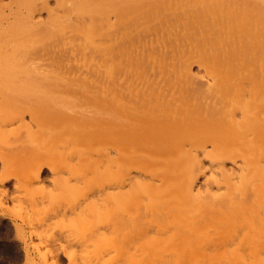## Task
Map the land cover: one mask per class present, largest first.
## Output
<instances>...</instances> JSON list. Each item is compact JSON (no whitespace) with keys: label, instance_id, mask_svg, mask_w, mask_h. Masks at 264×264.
I'll use <instances>...</instances> for the list:
<instances>
[{"label":"rangeland","instance_id":"rangeland-1","mask_svg":"<svg viewBox=\"0 0 264 264\" xmlns=\"http://www.w3.org/2000/svg\"><path fill=\"white\" fill-rule=\"evenodd\" d=\"M65 1L0 0V201L4 203H0V264H264V100H258L263 99L261 95L264 96V86L259 88L260 93L259 91L256 93L259 96L263 92L257 101L254 100L261 105L260 109L259 107L256 109L258 104L253 100H244V103L243 100H225L222 93L216 94L217 86L214 85L218 76L219 79L222 77L224 83L228 79L227 85L231 79L233 81L236 79V83L246 86L234 85L232 81L236 88L232 83L227 88L232 86L233 92L232 89L230 91L234 96L241 94L243 97L246 96V99L249 98L248 89L251 80L249 77L251 76H246V72L244 74L242 69L244 64L239 62L242 58L239 59L237 55L241 54L240 56L243 57L246 52H249L247 53L249 55L246 54L251 58L249 61L254 59L251 62L259 65L258 67L256 65V69L253 68L254 73L263 74L261 67L264 66L261 65H264V62L260 63L253 53L252 37L243 40L247 35H255L260 30L264 32L261 27L262 25L264 28V20H262L264 17L260 15L261 12L264 15V7L254 1L252 4V0H246L250 3L243 0L245 4L242 0L241 2L226 0L228 3H237L236 5L239 6H236V11L234 3V6L231 4L228 6L226 3L224 8L229 7L228 9L226 7V10L232 15H235L234 11H242L244 14L247 10H249L248 13L251 12L250 16L242 13V18L252 21L249 25L251 34L249 32L244 34V30H241L242 27L248 26L249 22L245 20L246 23H244L241 13L240 16L236 13L239 16L238 20H242L241 24H244L239 28V36L237 27L241 24L238 25L239 21L236 22V15V18L233 17L235 20H232L226 11H222L223 7L218 6V9L222 8L221 11L219 10L222 18L226 13L227 17L233 21L232 23L227 18L228 23L231 22L232 25L238 23V26L236 24L233 26L236 27L234 29L240 40L243 39L241 40L243 44L242 42L238 44L243 48H237V43L234 42L237 50H234L235 55L238 57L235 56V59L240 65L234 66L237 63L235 59L233 60L234 53L232 52L230 58L231 54H227L225 48L226 43L231 47L227 46V49L234 48V44L221 43L224 51L220 42L217 41L222 36L225 37L223 33L229 35L225 25L231 29L230 24L226 19L225 21L222 18L219 19L226 22L222 24V20L218 22L217 25L222 29L220 28V31L217 26V32L218 29L219 34L223 32V35L219 36L217 32L215 35L211 33L215 26L214 24L210 26L207 23L209 20H206V16L207 18L210 16L209 13L213 14L209 11L216 9L219 0L215 2L199 0L201 3L203 1L202 4L198 0L199 3L195 1L196 4L194 0L178 2L177 0H145L143 4L141 0H131L133 5L130 0H127L130 6L126 0H115L112 3L117 5V8L109 2L110 5L107 2L109 0H96L103 2L101 6L104 10L99 7L101 2L96 6L95 0H92L94 4L89 0L84 3L90 4L89 7L86 5L84 8V12L87 11L85 15L84 12L82 13L85 5L77 8L78 2L82 0H71L74 3ZM156 1H159V7ZM207 1L211 2L210 4L216 3V5L213 3L215 6L210 5L214 6L213 9L207 6L209 5L206 4ZM174 2L177 3L173 4ZM185 3L187 5H184ZM104 4L108 8H105ZM181 4L186 8H183ZM197 4L202 9L197 10L196 16H199L195 19L192 16L199 8ZM243 4L244 6L248 4L245 8L251 7L252 10L250 8L244 12ZM203 5L207 7L204 8ZM230 5L234 9L233 13L229 11ZM187 7L192 8L188 16L191 15L194 19L192 22H195L194 25L190 23L191 26L189 25L191 21L188 20L190 17L186 19L189 22L184 17L188 14L184 10L188 11ZM96 9H100L99 14L104 15L115 9L118 12L113 11L114 15L111 12L103 18L104 15L95 13ZM169 9L172 14L176 9L177 14L172 15ZM258 10L261 12L258 13ZM64 14L67 16H63ZM94 14L102 16L104 22L106 19L109 20H106V24L112 22L109 25H113V28L104 23V28L101 29L102 18L98 20L99 17H97L98 23L96 19L92 22ZM125 14L127 17L122 18ZM168 14L172 20L167 16ZM81 15H84L83 18L86 16L84 24L88 23V26L95 24L96 27L100 24L98 29L103 31L102 34L91 26L92 29H96V32L93 30L94 37L91 35L90 40H87L82 34L86 33V28L84 30L81 27L84 22ZM174 15L177 17L173 18ZM214 15L209 17L210 23L218 21V15ZM118 17L125 18L126 22L121 18L119 21ZM211 18L214 20L211 21ZM203 20L207 22L203 23ZM196 23L198 26H195ZM204 24L206 27L203 31ZM207 25L213 26L209 30L210 36L206 31L207 36L212 37L209 40L213 39L211 43L208 42L211 48L205 40L207 37L205 29H209ZM84 27L87 26L84 25ZM190 27L194 31H191ZM255 27L257 32L254 30ZM165 29L170 30L165 31ZM185 29L194 35L187 34ZM234 29L232 27L233 31L230 30V32H234ZM154 30L156 33L153 32ZM249 30L246 29V31ZM171 31L177 36L174 37ZM163 34L166 35L165 38ZM254 35V38L258 36ZM263 35L261 37H264ZM187 36L192 38L189 39ZM97 37L100 38L97 39ZM203 37L205 38L202 39ZM238 37L237 40L231 39L239 41ZM91 39L97 43H93ZM255 40L256 45L258 39ZM261 40L264 44V39L259 37L258 42ZM101 43L107 44L102 46ZM245 43L251 47H245ZM109 44L111 46L108 49ZM94 45L100 50L97 47L94 49L92 47ZM190 45L193 46L190 48ZM203 45L209 48H204ZM213 47L216 52L218 50V58L219 52L222 51L224 52L221 55L226 53L229 56L226 54L225 57L220 56L218 62H212L214 65L212 63L207 65L211 62L208 57L211 53L208 52H212ZM239 49L242 53L237 54ZM121 50L124 51L123 54ZM125 51L128 52L125 53ZM149 55L153 57L149 58ZM126 56L128 57L125 58ZM154 57L160 58V61ZM226 57L230 59L224 60ZM105 58H109L108 61L106 60L107 65L104 64ZM204 61H207L206 64ZM222 61L224 64L225 61L234 63V68L230 67V63V66L226 64L229 67L227 68L232 70L231 73L230 70L227 72ZM109 62L117 66H111ZM216 62L218 65H215ZM184 65H187L190 72H183ZM106 66H111L112 69L117 68V70L113 69L115 72L112 73ZM139 66L144 67L143 70ZM211 66L215 70H212ZM239 69L242 70L239 71ZM121 70H124L125 74ZM138 72L139 75H137ZM218 73L221 75H217ZM114 74L116 78H113ZM228 74L230 76L232 74V78L227 77ZM242 74L246 76V79L240 83ZM253 76L255 79L258 77L256 74ZM260 76L258 79L261 78ZM262 79H256L259 81V87L260 84L264 85ZM143 87H146L145 90ZM101 89L103 92L100 91ZM107 94L108 98H106ZM249 101H253L255 105ZM246 103L250 105L247 106ZM245 110L248 112L247 116H244ZM249 116L252 119L255 117L256 123L241 124L243 121L245 123L251 120ZM245 118L247 120H243ZM238 123L246 125L249 130L241 128L242 126ZM234 127L237 130H234ZM232 129L235 134L236 131L242 132L236 135L237 138L234 141L232 138L235 134L234 136L231 134ZM220 130H225L229 137L232 135L230 146L228 142L222 141L226 138L221 136ZM182 140L186 142L183 143ZM169 144L172 145V149ZM165 146L170 149L166 147L167 151L164 149ZM183 147L189 155L196 154L200 161L189 163L190 160L180 154L179 150ZM250 150L251 153H248ZM221 165H224L230 178L223 174ZM139 182L143 188L138 187ZM212 215L215 217L213 218ZM222 216L224 220L221 224L218 218H223ZM183 234L186 236L183 237ZM197 245L199 249L196 248Z\"/></svg>","mask_w":264,"mask_h":264},{"label":"bare ground","instance_id":"bare-ground-1","mask_svg":"<svg viewBox=\"0 0 264 264\" xmlns=\"http://www.w3.org/2000/svg\"><path fill=\"white\" fill-rule=\"evenodd\" d=\"M75 1H76V0H75ZM85 1L88 2L89 0H82L80 3L78 2V4H77V8H82V6L85 5V4H84ZM95 1H96V0H95ZM101 1H102V0H101ZM101 1H99V2H101ZM126 1H127V0H126ZM128 1H129V0H128ZM128 1H127V2H128ZM138 1H140V0H138ZM143 1L145 2V0H141V2H142L141 4H143ZM166 1H167V0H166ZM170 1H171V0H170ZM175 1H176V0H175ZM178 1H179V0H177V2H178ZM183 1H184V0H183ZM185 1H186V0H185ZM187 1H188V0H187ZM189 1H191V0H189ZM192 1H193V0H192ZM195 1H197V0H194V3H195ZM198 1H199V0H198ZM198 1H197L196 3H199V2L201 3V1H199V2H198ZM204 1L206 2V0H204ZM211 1H214V2H215V0H211ZM219 1H220V0H219ZM219 1H217L218 4H219ZM230 1H233V0H230ZM236 1H237V0H236ZM236 1H235V2H236ZM238 1H240V0H238ZM242 1H243V0H242ZM244 1H245L246 3H250V2H248L249 0H248V1L244 0ZM244 1H243V2H244ZM250 1H251V0H250ZM253 1H254V2H257L259 5H261V6L264 7V0H252L251 3H252ZM64 2H66V1L64 0ZM67 2H68V1H67ZM69 2L74 3V2L71 1V0H69ZM69 2H68V3H69ZM87 2H86V3H87ZM89 2L92 3V0L89 1ZM99 2H97V1L95 2V3H97L96 6L98 5ZM107 2H108V3L110 2L111 4H113L112 2H115V0H109V1H107ZM132 2H133V1H132ZM156 2H158L157 5H158V7H159V5H160V4H159V1H156ZM162 2H163V1H162ZM177 2H174L173 4H176ZM214 2H213V3H214ZM240 2H241V1H240ZM245 2H244V4H245ZM254 2H253V3H254ZM68 3H67V4H68ZM102 3H103V2H101V4H99L100 9L103 8V6H101V5H103ZM105 3H106V2H105ZM110 3H109V4H110ZM128 3H129V2H128ZM130 3H131V0H130ZM130 3H129V6H130ZM134 3L137 4V2H134ZM138 3H139V2H138ZM146 3H147V2H146ZM146 3H145V4H146ZM150 3H151V2H150ZM154 3H155V1H154ZM164 3H165V1H164ZM179 3H180V2H179ZM190 3H192V2H190ZM190 3H189V4H190ZM196 3H195V4H196ZM202 3H203V1H202ZM202 3H201V4H202ZM210 3H211V2H210ZM210 3H208V1H207L206 4H209V5H207V6L211 7L210 5H214V4L216 5V3H214V4H213V3L210 4ZM226 3L228 4V6H229V4H231L232 6L235 5L234 7L237 6V5H236L237 3L235 4V3L233 2V3H234V5H233V3H231V2L228 3V2H226V0H224L223 2L220 1V4H219V5H218V4L216 5V9H213L215 5H214L213 7H211V9H213V10H211V11H209V12H213V14H215L216 16L218 15V16H217L218 21H217L216 23H213V22L210 23V22H209V21H210L209 17H211L213 14L211 15V13L208 12V8H207V13H209L210 16H209L208 18H207V16H206V20L208 19L209 21L207 22L206 20H203V23H204V22H205V23L207 22L209 25H210V24H211V25L214 24L215 28L212 26V27H213V29H212V27H210L211 25H210V26L207 25V27H208L209 29H207V30L205 29V35H206V36H207L206 31L208 32V34H209V36H210V31H209L210 29H212L213 32L215 31L214 33L211 32L213 35H215L216 32H217V28H216V27L218 26V25H217L218 22L220 23V21H221L222 19H223L224 21H225V19L227 20L228 17H227V15H226L225 12H224L225 14H224L223 16L226 17V18H224V17L222 18V15H221L222 13L220 12L222 8L219 7L220 9H218V6H221V7H223V9H224V10L222 9V11H226V12L228 13V11L226 10V7H227V6L224 8V6L226 5ZM238 3H239V2H238ZM253 3H252V4H253ZM61 4H62V3H61ZM75 4H76V3H75ZM92 4H94V2H93ZM106 4H107V3H106ZM111 4H110V5H111ZM117 4H118V3H117ZM131 4H132V3H131ZM135 4H134V5H135ZM152 4H153V3H152ZM189 4H188V6H189ZM195 4H194V5H195ZM204 4H205V3H204ZM222 4H223V5H222ZM244 4H243V6H244ZM252 4H249V5H252ZM255 4H256V3H255ZM255 4H254V5H255ZM71 5H72V4H71ZM71 5H70V6H71ZM86 5H87V4H86ZM86 5L82 8V9H83V10H82V13L84 12V8H86ZM104 5H105V4H104ZM107 5H108V4H107ZM113 5H114V4H113ZM113 5H112V7H113ZM132 5H133V4H132ZM132 5H131V7H132ZM137 5H138V4H137ZM168 5L170 6V4H168ZM184 5H187V3H185ZM184 5H183V6H184ZM197 5H198V4H197ZM231 5H230V9H229V11H232L231 13H233L234 9L236 10L237 7H239V6H237L236 8L233 9V7H232ZM238 5H239V4H238ZM241 5H242V3H241ZM241 5H240V9H241V7H242ZM247 5H248V4H247ZM247 5H245V6H247ZM68 6H69V5H68ZM87 6L89 7L90 4L87 5ZM91 6H92V5H91ZM94 6H95V5H94ZM105 6H106V5H105ZM105 6H104V7H105ZM108 6H109V5H108ZM115 6H116V7H115ZM129 6H125V7L128 8ZM139 6H141V5H139ZM148 6H149V5H148ZM148 6H147V7H148ZM155 6H156V5H155ZM161 6H162V5H161ZM181 6H182V4H181ZM183 6H182V7H183ZM190 6H191V5H190ZM203 6H204V8L207 7V6H205V5H203ZM245 6L242 7V8L244 9V12H245L247 9H250V8H251V7L247 8L248 6L245 8ZM61 7H62V6H61ZM74 7H75V6H74ZM112 7H110V9H111ZM114 7L117 8V5H114ZM114 7H113V8H114ZM118 7H119V6H118ZM137 7H138V6H137ZM149 7H150V6H149ZM162 7H163V6H162ZM193 7H194V6H193ZM198 7H199V8H197V9L195 10L196 13L194 14V16H192V17H195V19H196V17L199 16V15L196 16V15H197V10L199 11V10L202 9V8L200 7V5H198ZM65 8H66V7H65ZM90 8H91V7H90ZM90 8H89V9H90ZM92 8H93V7H92ZM95 8H96V7H95ZM105 8H108V7L106 6ZM121 8H122V7H121ZM121 8H120V9L118 8V10H122ZM139 8H140V7H139ZM169 8H170V7H169ZM176 8H177V7H176ZM183 8H186V7H183ZM187 8H188V7H187ZM228 8H229V7H227V9H228ZM67 9H68V8H67ZM75 9H76V8H75ZM93 9H94V8H93ZM100 9H96V11L98 10V12L95 11V13H98V14H99V10H100ZM124 9H125V8L123 7V10H124ZM142 9H143V8H142ZM146 9H147V8H146ZM150 9H151V7H150ZM167 9H168V8H167ZM167 9H166V10H167ZM178 9H179V7H178ZM178 9H177V10H178ZM188 9H189L188 11H187L186 9H184L185 12L188 13L187 15L185 14L186 16H184V17H186L185 20H186L188 17L191 18V15H190V16H188V15H189V11H190V13H191V9H192V8H191V9L188 8ZM217 9H218V11H217L218 14H216L217 12L214 13V11H216ZM232 9H233V10H232ZM240 9H238V10H240ZM243 9H242V10H243ZM69 10H70V8H69ZM102 10H104V9H102ZM105 10L107 11L108 9H105ZM118 10L115 9V11H114V10H113V11H114V12H118ZM123 10H122V11H123ZM152 10H153V9H152ZM157 10H159V9H157ZM157 10H156V13H157ZM164 10H165V9H164ZM209 10H210V8H209ZM219 10H220V11H219ZM251 10H252V8H251ZM255 10H256V9H255ZM255 10H254V11H255ZM80 11H81V9H80ZM80 11H79V13H80ZM106 11H104V13H105ZM108 11H111V10H108ZM113 11H111V12H112V15H114V14H113V13H114ZM124 11H125V10H124ZM124 11H123V12H124ZM131 11H132V10H131ZM149 11H150V10H149ZM169 11H170V9H169ZM173 11H174V10H173ZM181 11H182V10H181ZM193 11H194V8H193ZM193 11H192V13L195 12V11H194V12H193ZM202 11H203V10H202ZM204 11H205V9H204ZM236 11H237V10H236ZM236 11H234V12H235V15H236V13H237V14H239V16H240V13H241V19L243 20V19H244V18H242V16H243L242 13H243V12H242V11H238V12H239V13H238V12H236ZM248 11H249V10H247L245 14H247V15L249 14L248 16H250V13H251V12L248 13ZM259 11H260V10H258V13L261 12V11H260V12H259ZM262 11H263V10H262ZM85 12H87V11H85ZM85 12H84V15H85ZM111 12H107V14L105 13V15H104V14L102 13V11H100V13H102V14H99V15H102V16L104 15L103 18H106V16L108 15V13H111ZM119 12H120V11H119ZM128 12H129V11H128ZM132 12H133V11H132ZM151 12H152V11H151ZM153 12H154V11H153ZM160 12H161V11H160ZM185 12H183V13H185ZM252 12H253V11H252ZM82 13H81V14H82ZM89 13H90V12H89ZM89 13H87V14H89ZM120 13H121V12H120ZM125 13H127V12H125ZM129 13H130V12H129ZM145 13H146V12H145ZM145 13H143V14H145ZM170 13H171V11H170ZM199 13H200V12H198V14H199ZM203 13H204V12H203ZM220 13H221V14H220ZM261 13H262V12H261ZM261 13H260V15L264 17V15H262ZM263 13H264V11H263ZM67 14H68V13H67ZM67 14H64L63 16H65V15L67 16ZM127 14H128V13H127ZM130 14H131V13H130ZM130 14H129V15H130ZM132 14H133V13H132ZM135 14H136V13H135ZM171 14H172V13H171ZM173 14H175V15L177 14L176 9H175V12H174ZM173 14H172V15H173ZM204 14H205V13H204ZM204 14H201V15H204ZM219 14H220V15H219ZM243 14H244V13H243ZM245 14H244V15H245ZM254 14H255V13H254ZM256 14H257V13H256ZM256 14H255V15H256ZM57 15H58V14H57ZM71 15H72V14H71ZM76 15H78V14H76ZM84 15H81V18H83L82 16H84ZM99 15H98V16H95V14H94V16H93V18H92V22L96 19V22L98 23V20H101L100 18H102V16L99 17ZM110 15H111V14H110ZM115 15H116V14H115ZM125 15H126V14H125ZM125 15H124V16L121 15L122 18H123V17H127V15H126V16H125ZM129 15H128V17H129ZM133 15H134V14H133ZM148 15H149V14H148ZM151 15H152V14H151ZM161 15H162V14H161ZM164 15H165V14H164ZM175 15L173 16V18H174V17H177V16H175ZM181 15H182V13H181ZM205 15H206V14H205ZM215 15H214V16H215ZM228 15H229V18H231L232 20L234 19L233 17H235V15H234V14H233V15L230 14V12L228 13ZM230 15H231V17H230ZM260 15H259V16L257 15V16L260 17V18L262 19L263 17H261ZM53 16L55 17V15H53ZM87 16H88V15H87ZM90 16H91V15H90ZM116 16H117V15H116ZM138 16H139V15H137V17H138ZM142 16H143V15H142ZM149 16H150V15H149ZM156 16L158 17V15H156ZM167 16H169V18H170V14H168ZM214 16H213V17H214ZM239 16L236 15V17H237L236 22L239 21V20H238V17H239ZM251 16H252V15H251ZM91 17H92V16H91ZM95 17H96V18H95ZM97 17H99L98 20H97ZM171 17H172V16H171ZM182 17H183V16H182ZM184 17H183V18H184ZM201 17H202V16H201ZM204 17H205V16H204ZM236 17H235V18H236ZM66 18H67V17H66ZM72 18H73V17H72ZM81 18H79V19H81ZM85 18H86V16L83 18V20H84ZM103 18H102L101 22L103 21ZM109 18H110V17H109ZM114 18H115V17H114ZM118 18H119V21H121V20H120L121 17H118ZM122 18H121V19H122ZM130 18H131V15H130ZM134 18H135V17H134ZM134 18H133V19H134ZM179 18H180V17H179ZM190 18H189L188 20H190L191 22H189L188 20H186V21L189 22V25H190V23H192V24L194 25L195 22H194V23L192 22V19H193V18H191V19H190ZM199 18H200V17H199ZM199 18H198V19H199ZM220 18H222V19L219 21ZM229 18H228V20L230 21L231 19H229ZM260 18H259V19H260ZM54 19H55V18H54ZM64 19H65V18H64ZM89 19H90V18H89ZM111 19H113V18L111 17ZM124 19H125V18H124ZM124 19H122V20L125 21ZM126 19H127V18H126ZM133 19H132V20H133ZM153 19H154V18H153ZM158 19H159V18H158ZM161 19H162V18H161ZM167 19H168V18H167ZM170 19H171V18H170ZM170 19H169V20H170ZM200 19H201V18H200ZM203 19H204V18H203ZM215 19H216V18H215ZM55 20H56V19H55ZM57 20H58V19H57ZM70 20H72V19H70ZM83 20H81V21H83ZM106 20H107V19H106ZM106 20H105V22H106ZM115 20H116V19H114V21H115ZM139 20H140V19H139ZM143 20H144V18H143ZM149 20H150V19H149ZM154 20H155V19H154ZM164 20H166V19L164 18ZM169 20H168V21H169ZM171 20H172V19H171ZM176 20H177V19H176ZM178 20H179V19H178ZM181 20H182V19H181ZM193 20H194V19H193ZM213 20H214V18H211V21H213ZM216 20H217V19H216ZM223 20H222L221 24L224 22ZM228 20H227V23H228ZM232 20H231V21H232ZM234 20H235V19H234ZM242 20H241V21H242ZM245 20H247V19H244V21H243L244 23H246V22L248 23V22H249V23H248V26H246V24H245V26L248 27V28H246V27H242V28H241V26H243L244 24H241V21H239V24H238V23H237V24H238V25L241 24V25H240L239 27H237V30H238L239 28H241V30H244V34H247L246 32H249V33L251 34V32H250L251 30H249V29H250V28H249V25L251 24L252 21H251V20H250V21L247 20V21L245 22ZM253 20H255V19H253ZM262 20H264V19H262ZM59 21H60V20H59ZM61 21H62V20H61ZM66 21H67V20H66ZM85 21H86V20H84V22H82L83 25H82V23H79V24L82 25V26H81L82 29L86 28V30L84 29V30L86 31V33H82V32H85V31H81L82 29H81V30H76V31H81V33L85 36V38H87V40H90L91 35L94 34V31L96 32V29H98V28L100 27V26H99L100 24H97L99 27H98V26L95 27V24H92V25L88 26V25H87L88 23H87V24H84ZM90 21H91V20H90ZM107 21H109V20H107ZM110 21H111V20H110ZM151 21H152V19H151ZM179 21H180V20H179ZM183 21H184V20H183ZM183 21H181V23H184ZM195 21H196V20H195ZM70 22H71V21H70ZM70 22H69V23H70ZM101 22H99V23H101ZM105 22L103 21V27H102V25H101V29L104 28V25L106 24ZM125 22H126V21H125ZM125 22H124V23H125ZM131 22H132V21H131ZM142 22H143V21H142ZM146 22H147V20L145 21V23H146ZM158 22H160V21H158ZM166 22H167V21H166ZM172 22H173V21H172ZM256 22H257V18H256ZM256 22H255V23H256ZM77 23H78V22H77ZM104 23H105V24H104ZM117 23H118V22H117ZM132 23H134V22H132ZM136 23H138V22H136ZM136 23H135V24H136ZM139 23H140V22H139ZM149 23H150V22H149ZM151 23H154V22H151ZM161 23H163V22L161 21ZM168 23H169V22H168ZM176 23H177V22H176ZM203 23H202V24H203ZM224 23H226V22H224ZM232 23H233V21H232ZM232 23H231V22L228 23V24H230L229 27H231V29H232V27H233V29H234V28L236 29V27L233 26V25H235L236 23L234 22L235 24H233V25H232ZM253 23H254V22H253ZM253 23H252V24H253ZM262 23H263V21H262ZM107 24H108V22H107ZM107 24H106V26H108L109 24H112V22H111V23L109 22L108 25H107ZM113 24H115V23H113ZM120 24H121V23H120ZM120 24H119V25H120ZM159 24H160V23H159ZM166 24H167V23H166ZM172 24H173V23H172ZM186 24H187V23H186ZM215 24H216V25H215ZM228 24H227V25H228ZM237 24H236V25H237ZM84 25L87 26V27H84ZM116 25H117V24H116ZM116 25H115V26H116ZM119 25H118V26H119ZM149 25H150V24H149ZM157 25H158V23H157ZM163 25H164V23H163ZM173 25H174V24H173ZM204 25H205V24H204ZM204 25H203V28H202L203 31H204V27H206V25H205V26H204ZM231 25H232V26H231ZM238 25H237V26H238ZM77 26H78V25H77ZM91 26H94L96 29H95L94 27H93L94 29H92ZM109 26H110V27L112 26V28H113V25H109ZM118 26H117V27H118ZM145 26H146V25H145ZM152 26H153V25H152ZM154 26H155V25H154ZM159 26H162V25H159ZM167 26H168V25H167ZM177 26H178V25H177ZM190 26H191V25H190ZM195 26H198L197 23L195 24ZM195 26H194V27H195ZM221 26L224 27V25H221ZM81 27H78V28H81ZM89 27H90V28H89ZM127 27H128V26H127ZM170 27H171V24H170ZM173 27H175V26H173ZM187 27H188V26H187ZM199 27H200V26H199ZM199 27H198V29H199ZM218 27H219V29L221 28L220 26H218ZM226 27H227V26L225 25V29H228V30H229V31H226L227 34H229V35H226V33H223V32H220V34L223 33V34L225 35L226 39H228L229 41L226 40L224 36H222L223 34H222L221 36L224 37V38L221 37L220 40L217 39L218 35H216L217 37L215 36L216 39H217V41L220 42V45H222L224 42H225V43L228 42V44H229V43H233V44H234V42H236V43H237L236 45L238 46L239 43L242 42V44H243V41L248 40L247 38L251 39L250 37H252L251 40L254 42V45H255V43H256V40H255V39H256V38H257L258 40H259V37H260L261 39H264V37H261V36L264 34V32H263V33L260 32L261 30L257 32L256 27L254 28L255 32H257L258 34H259V33H260V34L262 33L261 36H260V34L258 35L257 33L252 32V33H255V35H258V36H256V37L254 38V37H253L254 34H251L250 36L247 35V37H246L244 40L241 39V40H243V41H241V40H240V37H238V35L236 34V33L238 32V34H239V36H240V33H239L240 29H239L238 31L236 30L237 32H235V29H234V32H230L231 29L228 28V27L226 28ZM251 27H253V26L251 25ZM261 27H262V29L264 30V28H263L262 25H261ZM88 28H89V29H88ZM121 28H122V27H121ZM123 28H124V27H123ZM128 28H129V27H128ZM138 28H139V27H138ZM140 28H141V27H140ZM161 28H162V27H161ZM165 28H166V27H165ZM190 28H191V27H190ZM243 28H245V29H243ZM257 28H258V27H257ZM99 29H100V28H99ZM99 29H98V30H99ZM118 29H119V28H118ZM125 29H126V28H125ZM130 29H131V27H130ZM132 29H133V28H132ZM135 29H136V28H135ZM154 29H155V28H154ZM171 29H172V28H171ZM178 29H179V27H178ZM195 29H196V28H195ZM214 29H216V30H214ZM219 29H218L217 34H219ZM221 29H222V28H221ZM221 29H220V31H221ZM246 29H248L249 31H246ZM251 29H253V28H251ZM93 30H94V31H93ZM144 30H145V29H144ZM148 30H149V28H148ZM152 30H153V28H152ZM162 30H163V28H162ZM166 30H167V29H165V31H166ZM168 30H170V29H168ZM168 30H167V31H168ZM172 30H173V29H172ZM174 30H175V29H174ZM174 30H173V31H174ZM179 30H180V29H179ZM181 30H182V29H181ZM185 30H186V29H185ZM189 30H190V29H189ZM192 30H193V29L191 28V31H192ZM258 30H259V29H258ZM263 30H262V31H263ZM99 31H100V32H99ZM99 31H97V32H99L100 34H102L103 31H102V32H101V30H99ZM109 31H110V29L108 30V32H109ZM122 31H123V30H122ZM139 31H140V30H139ZM149 31H150V30H149ZM183 31H184V30H183ZM186 31H187V30H186ZM193 31H194V30H193ZM200 31H201V30H200ZM222 31H223V30H222ZM231 31H233V30H231ZM252 31H253V30H252ZM92 32H93V33H92ZM113 32H114V30H113ZM143 32H144V31H143ZM150 32H151V31H150ZM150 32H149V33H150ZM153 32H155V30H154ZM161 32H163V31H161ZM174 32H176V31H174ZM196 32H197V31H196ZM201 32H202V31H201ZM201 32H200V33H201ZM228 32H229V33H228ZM99 33H98V34H99ZM104 33L106 34V32H104ZM120 33H122V32H120ZM135 33H136V32H135ZM146 33H147V32H146ZM155 33H156V32H155ZM157 33H158V32H157ZM159 33H160V31H159ZM171 33H172V31H171ZM171 33H170V35H171ZM180 33H181V32H180ZM180 33H179V34H180ZM184 33H186V32H184ZM230 33H232L231 36L233 35L234 37H233V36L231 37V36H230ZM233 33H235L236 35L233 34ZM249 33H248V34H249ZM126 34H129V33H126ZM139 34H143V33H140V32H139ZM150 34H152V33H150ZM160 34H161V33H160ZM165 34H166V33H165ZM172 34H174V37L177 36V35H175V33H172ZM176 34H177V33H176ZM182 34H183V33H182ZM187 34H189V35H191V34L194 35L192 32L190 33L189 31H187ZM202 34H203V33H202ZM212 34H211V36H213ZM220 34H219V36H220ZM96 35H97V34H96ZM119 35H121V34H119ZM153 35H155V34H153ZM168 35H169V34H168ZM168 35H167V37H168ZM185 35H186V34H184V37H185ZM192 35H191V36H192ZM199 35L201 36V34H199ZM255 35H254V36H255ZM79 36H80V35H79ZM145 36H146V35H145ZM163 36H164V34H163ZM165 36H166V35H165ZM165 36H164V38H165ZM191 36H187V37L190 39ZM202 36H204V34H203ZM206 36H205V37H206ZM209 36H207L206 39H205V40L207 41V45H210L211 40H213V39L209 40L210 38H212V37H209ZM227 36H229L230 39H229V37H227ZM235 36H236V37H235ZM241 36H242V34H241ZM263 36H264V35H263ZM92 37H94V35H92ZM102 37H103V36H102ZM126 37L128 38V35H127ZM126 37H125V38H126ZM151 37H152V36H151ZM151 37H150V38H151ZM160 37H161V36H160ZM181 37H182V36H181ZM205 37H203L202 39H204ZM237 37L239 38V39H238L239 41H235V40L231 39V38H234V39L236 38V40H237ZM242 37H243V36H242ZM81 38H82V37H81ZM81 38H80V39H81ZM98 38H100V37H97V39H98ZM109 38H110V36H109ZM113 38H114V37H113ZM139 38H140V37H139ZM141 38H142V37H141ZM185 38H186V37H185ZM188 38H187V39H188ZM191 38H192V37H191ZM193 38H194V37H193ZM198 38H200V37H198ZM129 39H130V37H129ZM132 39H133V37H132ZM148 39H149V38H148ZM156 39H158V37H157ZM173 39H174V38H173ZM176 39H177V37H176ZM189 39H188V40H189ZM68 40H69V39H68ZM93 40H94V39H91V41H92L93 43L96 44L97 42H95V41H93ZM107 40H108V39H107ZM109 40H110V39H109ZM109 40H108V41H109ZM111 40H113V39H111ZM134 40H135V39H134ZM141 40H143V38H142ZM150 40H151V39H150ZM161 40H163V39H161ZM166 40H167V39H166ZM194 40H196V39H194ZM198 40H199V39H198ZM208 40H209V41H208ZM214 40H215V39H214ZM225 40H226V41H225ZM230 40H233V41L230 42ZM258 40H257V43H258V44H256L255 46L252 45V46H253V47H252V48H253L252 50H254V52H253V51H252V52L255 53V56H256V58L259 60V62H260V63H263V62H264V44H262V41H263V40H261V42H260V41L258 42ZM85 41H86V39H85ZM97 41H98V40H97ZM99 41H100V40H99ZM105 41H106V40H105ZM105 41H103V42H105ZM108 41H107V42H108ZM145 41H146V40H145ZM152 41H154V40L152 39ZM176 41H177V40H176ZM196 41H197V40H196ZM200 41H201V40H200ZM202 41H204V40H202ZM217 41H216V42H217ZM252 41H250V42H252ZM69 42H70V40H69ZM92 42H90V43L92 44ZM122 42H123V40H122ZM131 42L133 43V41H131ZM142 42H143V41H142ZM146 42H148V41H146ZM149 42H150V41H149ZM159 42H160V41H159ZM161 42H162V41H161ZM161 42H160V43H161ZM182 42H183V41H182ZM187 42H188V41H187ZM189 42H190V41H189ZM192 42L194 43V41H192ZM192 42H191V43H192ZM208 42H210V43L208 44ZM219 42H217V43H219ZM99 43H100V42H99ZM108 43H109V42H108ZM110 43H111V42H110ZM113 43H114V42H113ZM115 43H116V42H115ZM118 43H119V42H118ZM124 43H125V42H124ZM124 43H123V44H124ZM138 43H139V42H138ZM150 43H151V42H150ZM155 43H156V42H155ZM155 43H154V44H155ZM157 43H158V42H157ZM163 43H164V42H163ZM163 43H162V44H163ZM175 43H176V42H175ZM177 43H178V42H177ZM180 43H181V42H180ZM198 43H199V42H198ZM198 43H197V44H198ZM200 43H201V42H200ZM221 43H222V44H221ZM246 43H247V42H246ZM246 43H245V44H246ZM104 44H107V43H104ZM104 44L101 43L102 46H103ZM129 44H130V43H129ZM143 44H144V43H143ZM145 44H146V43H145ZM152 44H153V43H152ZM164 44H165V43H164ZM167 44H168V43H167ZM170 44H172V43H170ZM170 44H169V45H170ZM178 44H179V43H178ZM184 44H185V43H184ZM194 44H195V43H194ZM202 44H203V43H202ZM204 44H206V42H204ZM212 44H213V43H212ZM242 44H241V45H242ZM245 44H244V45H245ZM69 45H70V44H69ZM84 45H85V44H84ZM148 45H149V43H148ZM150 45H151V44H150ZM158 45H159V44H158ZM158 45H157V46H158ZM160 45H161V44H160ZM165 45H166V44H165ZM165 45H163V46H165ZM169 45H168V47H169ZM172 45H173V44H172ZM224 45H225V44H224ZM231 45H232V44H231ZM236 45H235V44H234V46L232 45V46L234 47V48H232V49H230L231 47H230V45H227V43H226V47L224 46V47L226 48V51H227L226 53H227V54H228V53L231 54V55H230V58L232 57V54L234 53V56H233L234 58H233V60L235 59V56H236V55H235V52L237 51V50H236ZM78 46H79V45H78ZM102 46H101V48H102ZM110 46H111V44L108 45V49L110 48ZM124 46H125V45H124ZM133 46H134V44H133ZM133 46H132V47H133ZM135 46H136V44H135ZM146 46H147V45H146ZM152 46H153V45H152ZM152 46H151V47H152ZM155 46H156V45H155ZM157 46H156V47H157ZM174 46H175V45H174ZM177 46H178V45H177ZM191 46H193V45H190V48H191ZM213 46H214V45H213ZM215 46H216V45H215ZM227 46H229L230 48L227 49ZM248 46H250V45H247V44H246L245 47H248ZM81 47H82V45H81ZM86 47H88V46H86ZM92 47H94V49H95L97 46L95 47V45H94V46H92ZM105 47H106V46H105ZM105 47H103V48H105ZM139 47H140V46H139ZM143 47H145V45H144ZM143 47H142V48H143ZM166 47H167V46H166ZM182 47H184V46H182ZM182 47H181V48H182ZM195 47H197V45H196ZM195 47H194V49H196ZM200 47H201V46H200ZM203 47H204V48H207V46H204V45H203ZM211 47H212V46L210 45V48H211ZM216 47H217V46H216ZM221 47L223 48V45H222ZM240 47H242V46H240ZM240 47L238 46L237 48H240ZM250 47H251V46H250ZM75 48H77V47H75ZM84 48H85V47H84ZM130 48H131V47H130ZM135 48H136V47H135ZM142 48H140V49H142ZM160 48H161V46H160ZM178 48H179V47H178ZM185 48H186V47H185ZM190 48H189V49H190ZM204 48H203V50H204ZM208 48H209V46H208ZM208 48H207V49H208ZM222 48H221V49H222ZM242 48H243V47H242ZM94 49H93V50H94ZM97 49H99V48L97 47ZM106 49H107V47L104 49V52H105ZM115 49H116V47H115ZM132 49H133V48H132ZM150 49H151V48H150ZM150 49H149V50H150ZM156 49H157V48H156ZM161 49H162V48H161ZM163 49H164V48H163ZM167 49H168V48H167ZM182 49H183V48H182ZM189 49H186V50L189 51ZM192 49H193V47H192ZM207 49H206V50H207ZM218 49H219V48H218ZM223 49H224V48H223ZM223 49H222V50H223ZM99 50H100V49H99ZM113 50H114V49H113ZM118 50H119V48H118ZM118 50H117V51H118ZM130 50H131V49H130ZM138 50H139V49H138ZM138 50H137V51H138ZM143 50H144V49H143ZM157 50H158V49H157ZM174 50H175V49H174ZM190 50H191V49H190ZM199 50H200V49H198V51H199ZM234 50H236V51H234ZM101 51H103V50H101ZM121 51H122V50H121ZM121 51H120V52H121ZM128 51H129V50H128ZM128 51H125V53H127ZM141 51H142V50H141ZM144 51H145V50H144ZM165 51H166V50H165ZM183 51H184V50H183ZM191 51H192V50H191ZM200 51H201V50H200ZM209 51H211V49H209ZM213 51L216 52V51L214 50V47H213L212 52H208V53H211V54H209V56L207 55V56L210 58V61H211V62H208L207 65L210 64V63H212L213 61H214V62H215V61L218 62L220 56L225 57V54H226V53H225L224 55H223V54L221 55V53H223V52L225 51V49H224V51L219 52V55H220L219 58H218V53H217L218 50H217V52H216L217 55H216ZM220 51H221V50H220ZM238 51H239V52H237V54H238V53H242V52L240 51V49H239ZM98 52H99V51H98ZM110 52H111V51H110ZM120 52H119V53H120ZM123 52H124V51H122V54H123ZM154 52H155V51H154ZM158 52H159V51H158ZM167 52H169V51H167ZM205 52H206V51H205ZM232 52H233V53H232ZM102 53H103V52H102ZM102 53H101V54H102ZM105 53H106V52H105ZM105 53H104L103 55H105ZM108 53H109V52H108ZM112 53H113V51H112ZM116 53H117V52H116ZM137 53H138V52H137ZM137 53H136V54H137ZM156 53H157V52H156ZM169 53H170V52H169ZM176 53H177V51H176ZM193 53H194V52H193ZM197 53H198V52H197ZM199 53H200V52H199ZM208 53H207V54H208ZM247 53H249V52H246V54H247ZM95 54H96V55H99V54H97V53H95ZM145 54H146V53H145ZM145 54H144V55H145ZM147 54H149V53H147ZM150 54H151V53H150ZM166 54H167V53H166ZM179 54H180V53H179ZM200 54H201V53H200ZM203 54H204V53H203ZM227 54H226V55H227ZM243 54H245V53H243ZM243 54H242V55H243ZM246 54H245V56H243V57L240 56L241 54H240V55H237V56H239V59L242 58V60H243V61L240 60L239 62H241V64L243 63L244 66H245V67L243 66V68H242L244 74L247 73L246 76H247V75H250V76H251V77H249V78H251L249 89H248V87H246V88L248 89V93H249V96H248V97H249V98H248V97H247L248 99L245 98V97H246L245 94H248V93H246V92H245V94H244L245 97H243V95H241V94H239V95H241V96H239V95H235V96H234V94H232V92H233L232 86L230 85L231 87L229 86L230 88H229V89L227 88L228 85H229L230 83H232V85H233V82L235 83L234 85L239 84V83H236V81H235L236 79H235L234 81H233V79H231V80H230V83H228V85H227L226 83H227L228 79H227V81H225V83H224V80H222V77H221V79H219V78H218L219 76H218V77H217V81L215 82V80H214V82H215L214 85L217 86L216 88H217V90H218V91L216 90V94H217L218 92H219L220 94L222 93V96H224L225 100H229V101H231V100H232V101H234V100H237V101H238V100H243V103H244V100H253V101L255 100V101H257V99L259 98V96L263 93V92H261V94H259V96H257L258 94H256V93H258L257 91L260 90L259 88H262V86H264V85L260 84V87H259V83H258L259 81H257V80H260L261 78H263L262 80L264 81V67H261V69H262L261 72H262L263 74H260V73L257 74L256 72L254 73L255 70H253V68L256 69V65H257V67H258L259 65H258L257 63L255 64V62H254V63L251 62L252 60L254 61V59H252L251 61H249V58H250V57L246 56ZM106 55H107V54H106ZM124 55H126V54H124ZM129 55H130V54H129ZM131 55H132V54H131ZM134 55H135V54H134ZM139 55H140V54H139ZM151 55H152V54H151ZM205 55H206V53H205ZM247 55H249V54H247ZM116 56H118V55H116ZM122 56H123V55H122ZM122 56H121V57H122ZM153 56H154V53H153ZM153 56H152V57H153ZM227 56H229V55H227ZM237 56H236V57H237ZM105 57H106V56H105ZM119 57H120V56H119ZM121 57H120V58H121ZM127 57H128V56H126L125 58H127ZM150 57H151V56L149 55V58H150ZM152 57H151V58H152ZM201 57H202V56H201ZM216 57H217V58H216ZM99 58H100V57H99ZM101 58H102V57H101ZM106 58H107V57H106ZM106 58H105V61H106V60L108 61L109 58H108V59H106ZM120 58H119V59H120ZM130 58H131V57H130ZM135 58H136V57H135ZM146 58H147V57H146ZM156 58L158 59L157 61H160V60H159L160 58H158V57H156ZM156 58L154 57V59H156ZM185 58H186V57H185ZM230 58L226 57V59H224V60H228V59H230ZM237 58H238V57H237ZM102 59H104V58H102ZM144 59H145V58H144ZM147 59H148V58H147ZM183 59H184V58H183ZM183 59H182V60H183ZM206 59H207V57H206ZM211 59H212V60H211ZM221 59H222V58H221ZM250 59H251V58H250ZM91 60H92V59H91ZM96 60H97V58H96ZM112 60H113V59H112ZM123 60H124V58H123ZM130 60H131V59H130ZM222 60H223V59H222ZM233 60H232V61H233ZM100 61H101V60H100ZM105 61H104V62H105ZM107 61H106V62H107ZM121 61H122V60H121ZM124 61H127V60H124ZM149 61H150V60H149ZM151 61H152V60H151ZM161 61H162V60H161ZM232 61H231V62H232ZM235 61L237 62L236 59H235ZM93 62H94V61H93ZM101 62H103V61H101ZM104 62H103V63H104ZM106 62H105L104 64L107 65L108 62H107V63H106ZM129 62H130V61H129ZM165 62H166V61H165ZM184 62H187V63H188V61H184ZM202 62H203V61H202ZM204 62H205V61H204ZM206 62H207V61H206ZM206 62H205L204 64H206ZM217 62H216L215 65H218ZM231 62L229 61V62L227 63V62L225 61V64H224L223 61H222V63L225 65V67H224V66H223V67L226 68L227 72H229L228 70H230V73L232 72V70H231V69H228V68H229L228 66H230L229 63L231 64L230 67H232L233 64H234V63H231ZM239 62L235 63L234 66H236ZM250 62L253 63V64H251ZM94 63H95V62H94ZM103 63H102V64H103ZM109 63H110V62H109ZM123 63H124V62H123ZM136 63H137V61H136ZM141 63H142V62H140V64H141ZM143 63H144V62H143ZM152 63H153V62H152ZM154 63H155V62H154ZM222 63H220V64H222ZM97 64H98V62H97ZM111 64H112V65H111ZM133 64H134V62H133ZM144 64H145V63H144ZM157 64H159V63H157ZM166 64H167V63H166ZM202 64H203V63H202ZM202 64L200 63V65H202ZM212 64H213V63H212ZM226 64H227L228 66H226ZM100 65H101V64H100ZM110 65H111V66H114V67L117 66V65H115V64H113V63H110ZM118 65H119V64H118ZM153 65H154V64H153ZM164 65H165V64H164ZM188 65H189V64H188ZM213 65H214V64H213ZM238 65H239V64H238ZM252 65H253V66H252ZM254 65H255V66H254ZM96 66H97V65H96ZM102 66H103V65H102ZM102 66H101V67H102ZM111 66H110V67L108 66V67L110 68L109 71H111L112 73H114L115 70H113V69H116V70H117V68H114V67H113V69H112ZM122 66H124V64H123ZM128 66H129V65H128ZM134 66H136V65H134ZM141 66H142V64H141ZM141 66H139V67H141ZM145 66H146V64H145ZM165 66H166V65H165ZM181 66H182V65H181ZM181 66H180V67H181ZM202 66H205V65H202ZM234 66H233L232 68H234ZM239 66H240V65H239ZM261 66H264V65H261ZM93 67H94V65H93ZM106 67H107V66H106ZM108 67H107V68H108ZM119 67H120V66H119ZM129 67H130V66H129ZM158 67H160V66L158 65ZM161 67H162V66H161ZM206 67L208 68V66H206ZM217 67H218V66H217ZM220 67H222V66L220 65ZM220 67H219V68H220ZM227 67H228V68H227ZM126 68H127V67H126ZM126 68H125V69H126ZM141 68H142V67H141ZM143 68H144V67H143ZM143 68H142L141 70H143ZM155 68H156V67H155ZM207 68H206V69H207ZM211 68H212V66H211ZM211 68H209L210 71H211ZM215 68H216V67H215ZM224 68H223V69H224ZM244 68H245V70H244ZM96 69H97V68H96ZM98 69H99V68H98ZM161 69H162V68H161ZM182 69H183V72H190V71L188 70L187 65H184ZM216 69H217V68H216ZM221 69H222V68H221ZM242 69H239V71L242 70ZM259 69H260V68H259ZM112 70H113V71H112ZM129 70H130V68H129ZM179 70H180V68H179ZM207 70H208V69H207ZM212 70H215V69L212 68ZM93 71H94V70H93ZM118 71H119L118 73H120V69H118ZM121 71H123L124 74H125V71H124V70H121ZM127 71H128V69H127ZM144 71H145V70H144ZM169 71H170V70H169ZM210 71H209V72H210ZM216 71L218 72V70H216ZM220 71H221V70H220ZM224 71H225V70H224ZM224 71H223V72H224ZM256 71L259 72V70H256ZM111 72H109V73H111ZM123 72H122V73H123ZM128 72H129V71H128ZM132 72H133V71H132ZM140 72H141V71H140ZM183 72H182V73H183ZM212 72H213V71H212ZM241 72H242V71H241ZM245 72H246V73H245ZM112 73H111V74H112ZM129 73H130V72H129ZM136 73H137V72H136ZM145 73H146V72H145ZM177 73H178V72H177ZM182 73H181V75H182ZM234 73H235V72H234ZM103 74H104V73H103ZM131 74H132V73H131ZM189 74H190V73H189ZM215 74H216V73H215ZM224 74H225V73H224ZM224 74H223V76H224ZM244 74H242L243 77L240 76V77H242V78L240 79V80H241L240 83H241V82L243 83V80L245 81V79H246V76H244ZM253 74H254V75L256 74L257 76L260 74V75H262L263 77H261V76L259 75L261 78L258 79L259 76H258V77L256 76V77H257V78H256L257 80H256V79L254 78V76L252 77ZM97 75H98V74H97ZM114 75H115V74H114ZM116 75H117V72H116ZM116 75H115V77H113V78H116ZM137 75H139V72H138ZM137 75H136V76H137ZM213 75H214V74H213ZM217 75H221V73H218ZM225 75H227V74H225ZM240 75H241V74H240ZM105 76H106V75H105ZM110 76H111V75H110ZM121 76H122V75H121ZM179 76H180V75H179ZM183 76H185V74H184ZM231 76H232V74H231ZM231 76H230V74H228L227 77H231ZM233 76H234V78H236V76H235L234 74H233ZM133 77H134V76H133ZM186 77H187V76H186ZM213 77H215V76H213ZM224 77H225V76H224ZM136 78H137V77H136ZM215 78H216V77H215ZM231 78H232V77H231ZM101 79H102V78H101ZM109 79H110V78H109ZM117 79H118V78H117ZM117 79H115V80H117ZM119 79H120V78H119ZM137 79H138V78H137ZM139 79H140V78H139ZM213 79H214V78H213ZM225 79H226V78H225ZM104 80H105V79H104ZM106 81H107V80H106ZM130 81H131V79H130ZM134 81H135V80H134ZM232 81H233V82H232ZM237 81H238V79H237ZM263 81H261V82L263 83ZM113 82H116V81H113ZM142 82H143V81H142ZM145 82H146V81H145ZM261 82H260V83H261ZM110 83H111V81H110ZM136 83H137V81H136ZM102 84H103V83H102ZM118 84H119V83H118ZM134 84H135V83H134ZM187 84H188V83H187ZM246 84H247V83H246ZM263 84H264V83H263ZM103 85H104V84H103ZM142 85H143V84H142ZM142 85H141V86H142ZM146 85H147V83H146ZM155 85H156V84H155ZM214 85H213V86H214ZM234 85H233V86H234ZM239 85H240V84H239ZM239 85H238V86H239ZM241 85H242V84H241ZM241 85H240V86H241ZM104 86H105V85H104ZM117 86H118V85H117ZM133 86H136V85H133ZM238 86H237V88H239ZM243 86L245 87L246 85H243ZM243 86H241V87H243ZM247 86H248V84H247ZM100 87H101V86H100ZM131 87H132V86H131ZM151 87H152V86H151ZM189 87H190V86H189ZM192 87H193V86H192ZM214 87H215V86H214ZM234 87L236 88V86H234ZM241 87H240V88H241ZM98 88H99V87H98ZM101 88H102V87H101ZM105 88H106V87H105ZM143 88H144V87H143ZM145 88H146V87H145ZM145 88H144V90H145ZM216 88H215V89H216ZM235 88H234V89H235ZM189 89H190V88H189ZM231 89H232V92L230 91ZM242 89H243V88H242ZM242 89H241V93H242ZM119 90H120V89H119ZM212 90H213V89H212ZM100 91H102V89H101ZM105 91H107V90H105ZM109 91H110V90H109ZM141 91H142V90H141ZM209 91H211V90H209ZM245 91H246V90H245ZM260 91H261V90H260ZM260 91H259V93H260ZM262 91H263V89H262ZM98 92H99V91H98ZM102 92H103V91H102ZM107 92H108V91H107ZM138 92H139V91H138ZM192 92H193V90H192ZM211 92H212V91H211ZM234 92H235V90H234ZM237 92H238V90H237ZM109 93H110V92H109ZM143 93H144V92H143ZM145 93H147V92H145ZM148 93H149V92H148ZM182 93H183V92H182ZM209 93H210V92H209ZM239 93H240V92H239ZM104 94H105V93H104ZM111 94H113V93H111ZM111 94H109V95L111 96ZM236 94H237V93H236ZM105 95H106V94H105ZM115 95H117V94H115ZM125 95H126V93H125ZM132 95H133V94H132ZM132 95H131V96H132ZM141 95H142V93H141ZM146 95H147V94H146ZM150 95H151V94H150ZM189 95H190V94H189ZM189 95H188V96H189ZM191 95H192V94H191ZM212 95H213V94H212ZM126 96H127V95H126ZM128 96H129V95H128ZM131 96H130V97H131ZM142 96H143V95H142ZM155 96H156V95H155ZM261 96H262L263 99H258V100H262V101H263V100H264V96H263V95H261ZM261 96H260V97H261ZM99 97H100V95H99ZM104 97H105V96H104ZM134 97H136V96H134ZM134 97H133V98H134ZM145 97H146V96H145ZM157 97H158V95H157ZM191 97H192V96H191ZM218 97H220V95H219ZM106 98H108V94H107ZM137 98H138V96H137ZM141 98H142V97H141ZM151 98H152V97H151ZM151 98H150V99H151ZM109 99H110V98H109ZM127 99H129V98H127ZM127 99H126V100H127ZM143 99H144V98H143ZM157 99H158V98H157ZM174 99H175V98H174ZM189 99H192V98H189ZM193 99H194V98H193ZM211 99H212V98H211ZM123 100H124V98H123ZM153 100H154V99H153ZM155 100H156V99H155ZM177 100H178V99H177ZM195 100H196V99H195ZM223 100H224V99H223ZM117 101H118V99H117ZM130 101H131V99H130ZM146 101H147V99H146ZM253 101H249V102H252V104L255 105L256 102L254 101V102H255V103H254ZM262 101H261V102H262ZM127 102H128V101H127ZM226 102H227V101H226ZM261 102H260V103H261ZM263 102H264V101H263ZM114 103H115V102H114ZM128 103H129V102H128ZM145 103H146V102H145ZM235 103H236V102H235ZM243 103L241 102V104H243ZM121 104H122V103H121ZM121 104H120V105H121ZM246 104H247V103H246ZM256 104H258V106H256V107H257L256 109H258V107H259V109H260L261 105H259V102L256 103ZM261 104H263V103H261ZM118 105H119V104H118ZM248 105H250V104H247V106H248ZM121 106H122V105H121ZM230 106H231V105H230ZM236 106H237V105H236ZM252 106H253V105H252ZM252 106H251V107H252ZM234 107H235V106H234ZM241 107H242V106H241ZM253 107H254V106H253ZM121 108H122V107H121ZM243 108L246 109L245 107H243ZM254 108H255V107H254ZM114 109H115V108H114ZM247 109H248V108H247ZM118 110H120V109H118ZM248 110H249V109H248ZM262 110H263V109H262ZM116 111H117V110H116ZM241 111H242V110H241ZM250 111H251V108H250ZM252 111H254V109H253ZM257 111H258V110H257ZM260 112H262V111L260 110ZM246 113H248V112H246V110H245V115H244V116H247ZM256 114H257V113H256ZM258 114H259V113H258ZM248 115H249V114H248ZM263 116H264V115H263ZM249 117L251 118V116H249ZM249 117H248L247 119H249ZM254 118H255V117H254ZM254 118H253V119L251 118V120H250V119L247 120V119L245 118V119H243V120H247V121H245V123H244V121L242 120L243 122H242V123L240 122V123H241V124H246V125H247V123L249 124V122H250V123L252 122V124H254V123H256V118H255V119H254ZM263 120H264V118H263ZM246 122H247V123H246ZM253 122H254V123H253ZM209 123H210V122H209ZM240 123H238V124H240ZM238 124H236V125H238ZM241 124H240V125H241ZM246 125H241V126H242L241 128H247ZM245 126H246V127H245ZM249 126H250V125H249ZM250 127H251V126H250ZM252 127L255 128V126H252ZM235 129L237 130L236 127H234V130H235ZM247 129H248V128H247ZM251 129H252V128H251ZM251 129H250V130H251ZM234 130L232 129V131H233V132H231L232 135L235 134V131H234ZM238 130H239V128H238ZM245 130H246V129H245ZM248 130H249V129H248ZM255 130H256V129H255ZM220 131L222 132V133H220V134H222L221 136H222V137L224 136V138H226L225 141H224V140H222V141H223V142H228V144H229V142L232 141V139H233V141H234V139L237 138L238 133H239V131H238V132L236 131L235 136L233 135L234 138L231 139L232 135H230L231 137H229V134H228L227 132H225V130H224V131H223V130H220ZM226 131H227V130H226ZM246 131H247V130H246ZM253 131H254V130H253ZM256 131H257V130H256ZM259 131H260V130H259ZM240 133H242V132H240ZM240 133H239V134H240ZM257 133H258V132H257ZM260 133H261V132H260ZM227 134H228V135H227ZM254 134H255V132H254ZM218 135H219V133H218ZM236 135H237V136H236ZM219 136H220V135H219ZM225 136H226V137H225ZM222 137H220V138H222ZM222 139H223V138H222ZM182 141H183V143L186 142V141H184V140H182ZM171 144H172V143H171ZM171 144H169V147H170V148H171L172 145H173V144H172V145H171ZM222 144H223V143H222ZM234 144H235V143H234ZM234 144H232V145H234ZM167 145H168V144H167ZM182 145H183V144H182ZM184 145H185V144H184ZM184 145H183V146H184ZM228 146H230V144H229ZM235 146H236V145H235ZM235 146H233V147H235ZM166 147H167V146H165L164 149H166V150L168 151L167 148H169V147H167V148H166ZM170 148H169V149H170ZM173 148H174V146H173ZM225 148L228 149L227 147H225ZM230 148H231V147H230ZM171 149H172V148H171ZM169 151H170V150H169ZM173 151H174V150H173ZM179 151L181 152L180 154H182V155L185 156L184 158H186L187 160H190V161H188V162L191 163V164H193V163H197V162L200 161V160H199V157H198L196 154L193 155L192 153H190V155H189V154H188V151H187V150H184V147H183L182 149H180ZM179 151H178V152H179ZM252 151H253V149H252ZM249 152L251 153V150L248 151V153H249ZM176 153H177V152H176ZM180 154L177 153V155H179V156H180ZM174 156H175V155H174ZM186 156H187L188 158H187ZM177 157H178V156H177ZM182 158H183V157H182ZM220 167H221L222 172H224L223 174H224L227 178H230L231 176H230L229 174H227L228 172H227V170H225L224 165H223V166L221 165ZM40 168H42V167H40ZM39 172H40V169H39ZM38 174H39V173H38ZM38 174H37V175H38ZM36 177H38V176H36ZM38 178H39V177H38ZM6 180H7V178H6ZM3 181H4V180H3ZM138 185H140V182H139ZM254 185H255V184H254ZM138 187H142V184H141L140 186H138ZM251 187H252V186H251ZM142 188H143V187H142ZM254 189H255V188H254ZM138 191H139V190H138ZM5 192H6V191H5ZM6 195H7V193H6ZM0 203H1V201H0ZM2 203H3V202H2ZM2 203H1V204H2ZM3 204H4V203H3ZM147 204H148V203H147ZM148 205H149V204H148ZM143 206H144V205H143ZM151 206H152V205H151ZM146 208H148V206H147ZM152 208H153V206L151 207V209H152ZM149 209H150V208H149ZM202 215H203V214H201V216H202ZM212 217L214 218L215 216L212 215ZM222 217H223V218H218V219H220V220H219L220 223L224 220V216H222ZM218 219L215 218V220H217V221H218ZM200 220H202V219H200ZM195 222H196V221H195ZM199 222H200V221H199ZM224 222H225V221H224ZM222 223H223V222H222ZM222 223H221V224H222ZM221 224H220V225H221ZM199 225H200V224H199ZM216 225H217V223H216ZM215 228H216V227H215ZM182 231H183V230H182ZM180 232H181V231H180ZM176 233H177V232H176ZM176 233H175V234H176ZM181 233H182V232H181ZM168 234H169V238H170V233H168ZM177 234H179V233H177ZM180 235H181V234H180ZM175 236H176V235H175ZM184 236H186V235L183 234V237H184ZM176 237H177V236H176ZM178 237H179V236H178ZM178 237H177V238H178ZM173 238H174V237H173ZM188 238H189V237H188ZM191 238H193V237H191ZM195 238H196V237H195ZM181 239H182V238H181ZM168 240H169V239H168ZM171 240H172V238H171ZM174 240H176V239H174ZM199 240H200V239H199ZM176 241H178V240H176ZM179 242H180V241H179ZM183 242H184V241H183ZM201 242H202V240H201ZM201 242H200V243H201ZM181 243H182V241H181ZM187 243H188V241H187ZM189 243H190V242H189ZM198 243H199V241H198ZM182 244H183V243H182ZM204 244H205V243H204ZM204 244H203V245H204ZM195 245H196V244H195ZM198 245H199V244H198ZM198 245H197L196 248H198ZM203 245H202V246H203ZM174 246H176V245H174ZM199 246H200V245H199ZM193 248H194V247H193ZM198 249H199V248H198ZM200 249H201V248H200ZM192 250H193V249H192ZM196 250H197V249H196ZM194 251H195V250H194ZM196 252H197V251H196ZM199 252H200V251H199ZM199 252H198V253H199ZM244 260H245V262H246V259H245V258H244ZM247 262H248V261H247ZM243 263H244V262H243Z\"/></svg>","mask_w":264,"mask_h":264}]
</instances>
